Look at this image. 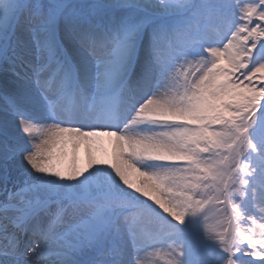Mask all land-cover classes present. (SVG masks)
<instances>
[{
	"label": "snow or ice",
	"instance_id": "obj_1",
	"mask_svg": "<svg viewBox=\"0 0 264 264\" xmlns=\"http://www.w3.org/2000/svg\"><path fill=\"white\" fill-rule=\"evenodd\" d=\"M0 264H264V0H0Z\"/></svg>",
	"mask_w": 264,
	"mask_h": 264
},
{
	"label": "bare ground",
	"instance_id": "obj_2",
	"mask_svg": "<svg viewBox=\"0 0 264 264\" xmlns=\"http://www.w3.org/2000/svg\"><path fill=\"white\" fill-rule=\"evenodd\" d=\"M102 139H103V146H104V148L107 150V152H108L109 155H110V154H111V151H112V145H111V143H110V140H109V138H107V137H104V138H102ZM69 151H70V150H69ZM76 154L79 156L81 163H84V162L87 161V158H88V152H87V149H86V147H85L84 145H81V146H80V148H79V150H78V152H77ZM96 155H97L99 158H105V157L103 156V153H101V152H99V151L96 152Z\"/></svg>",
	"mask_w": 264,
	"mask_h": 264
}]
</instances>
